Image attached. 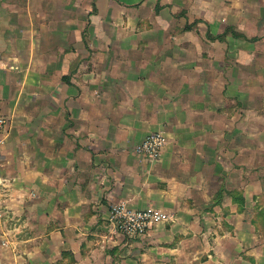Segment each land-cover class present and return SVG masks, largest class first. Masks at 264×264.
Segmentation results:
<instances>
[{"label": "crops", "instance_id": "obj_1", "mask_svg": "<svg viewBox=\"0 0 264 264\" xmlns=\"http://www.w3.org/2000/svg\"><path fill=\"white\" fill-rule=\"evenodd\" d=\"M115 1L104 32L86 0H0V264H264V0ZM118 204L168 220L128 239Z\"/></svg>", "mask_w": 264, "mask_h": 264}, {"label": "built area", "instance_id": "obj_2", "mask_svg": "<svg viewBox=\"0 0 264 264\" xmlns=\"http://www.w3.org/2000/svg\"><path fill=\"white\" fill-rule=\"evenodd\" d=\"M7 126V119L0 110V173L3 167L1 147L5 142ZM166 143V136L162 132H152L138 145L136 151L151 162H156ZM166 220H168V215L159 210L153 208L134 209L126 204L113 206L109 215V223L114 230L130 239L143 237L156 224Z\"/></svg>", "mask_w": 264, "mask_h": 264}, {"label": "rangeland", "instance_id": "obj_3", "mask_svg": "<svg viewBox=\"0 0 264 264\" xmlns=\"http://www.w3.org/2000/svg\"><path fill=\"white\" fill-rule=\"evenodd\" d=\"M110 1H113L114 6H116L117 1L108 0V4L102 7V11H99L94 7V5L90 6V4H92V0H86L87 7H88L87 16L88 17L101 16V20H100V22L99 21L97 22V26H98V29H100L104 32L105 31H113V30H126L127 26L122 21V17H124V18L126 17L125 13H126L127 7L124 5H121L120 4L121 2L120 3L118 2V10L115 8L111 9L112 3H109ZM132 1L136 2L137 0H132ZM179 1H182L184 4L189 5L191 0H179ZM139 6H140V3L135 5V7H138V8H139ZM184 8H187V7H184ZM180 10H181V7H179V11ZM181 13H182V10L180 11V14ZM139 14L143 15L142 12H140ZM144 14L149 15L150 12L148 13V11H146V12H144ZM154 14H159V11H158V13L156 11V13H154ZM117 19H118L119 23H117ZM154 24L137 23L135 25V30L137 31V29H144V27L146 25H147V27L149 26V27H151V29H153ZM167 26H168V30H180L182 32L196 31L199 35L198 36L199 38H196L193 36L192 41H195V44H193L192 47H195V46L196 47H198V46L204 47V44L206 42V36L204 35V33L206 32L207 28H206V23L200 17H197L194 22L190 23L188 20H186L183 16L180 15V16H178V19L175 22H171V24H168ZM154 28L157 29V26ZM87 29L88 30L94 29L93 27H91V21L88 22V28ZM118 40H120V46L126 45V41H127L126 39H118ZM89 41L91 42L92 40L89 38L85 39L87 46H89ZM101 41L103 43L104 49H108L111 47V40L110 39H102ZM88 50H89V48H88ZM202 52H203L202 49L199 48V55L197 57V61L200 63H202V62L205 63L206 62V60H205L206 56ZM126 238H128V237H126ZM128 239H130V238H128Z\"/></svg>", "mask_w": 264, "mask_h": 264}]
</instances>
